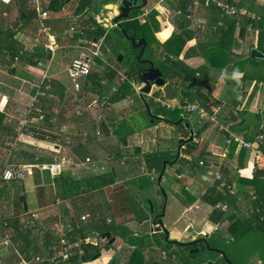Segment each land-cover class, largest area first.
Segmentation results:
<instances>
[{"label":"crops","instance_id":"0c3cea01","mask_svg":"<svg viewBox=\"0 0 264 264\" xmlns=\"http://www.w3.org/2000/svg\"><path fill=\"white\" fill-rule=\"evenodd\" d=\"M97 1L98 0H96V2ZM148 1V5L143 8L141 12L145 14L144 18L146 19L148 13L153 8L159 11L158 19L160 25L157 31H155V36L161 42H164L175 34L182 35V29L179 28L178 24L185 16L182 12L170 8V2H176V0H166V3L163 5V0ZM42 2L45 8L49 0H42ZM78 2L79 0H67L58 11L45 8L48 11V17L45 20L49 29V36H47L39 34V23L36 19V15L25 23L24 18L26 15L22 14V7L18 0H0V29H3L0 33V42H3V37H8L10 32L17 31L14 37L18 40V45L21 46L24 53V57L21 60L17 57L11 64H6L8 59L7 52H0V110L5 113L4 121L15 125L17 130L15 135H10L11 138L17 139V149L13 150L9 162L12 164H28L33 167L32 172L26 174L24 178L9 180L0 185V203L5 202V211H0V216L17 211V218L19 220L21 217L30 218L28 215L29 211H35L38 214L37 219H33L34 224L31 228H23L19 221V230L21 229L25 232L29 230L28 237L30 245L28 246V244H26L22 236L21 238L24 240L22 244V246H24L23 249L30 252V254L42 253L43 245L57 243V235L49 228L55 220H64L69 230L73 231L83 214H86L89 219L87 218V221L81 223L79 227L91 229L90 231L87 230L86 239H92L89 242L93 244H101L103 242L110 243L109 238L102 237V234L106 231L103 233L100 231L104 229L102 225H108L110 222L108 218L111 220L113 218L110 206L113 193L110 195V192H108L104 200L100 199L104 203L103 206L107 211V216L99 220L96 219V215L99 214L97 210L99 209L95 207H100L98 200L101 196H97V194L103 191H109V189H111V191L121 190L122 187L128 191V194L124 197L126 205L135 209V211H132L134 213L131 212L132 214L124 218V224H126L129 229L126 234V239H124L116 249H110L108 247L102 248L99 257L96 259L91 258L88 261L83 260L82 264H88L89 262H92L91 264H126L131 251L137 244L141 243V237L146 233L149 234L148 243H146L144 248L146 264H180L179 261L173 263L161 257V251L164 249L161 248L159 242L166 239L165 234L164 236L154 234L157 231H155L151 220L147 219V217L152 218L154 215H159L162 211V208L160 211L161 203L158 199L161 197L155 190L157 185L154 184L145 189V191L152 193L144 198V201L148 204L147 207L146 204L143 205L144 201L137 197L139 191L142 190L128 183L130 179L135 177L130 174L133 173L134 168H140L141 174L146 173L147 170L143 153L157 149L168 151L177 149L180 139L189 137L190 127L186 124L190 123L195 132L193 141L198 145L197 149L190 154H183V148L185 146V143H183L181 154L185 156L187 161H185V164H181L177 161L174 166L168 165L165 170L167 174L164 175V172L162 176V183L165 185L170 183V177H180V182H172L169 185V192L172 194L173 198L179 200L182 204L183 211L181 213V218L183 217V219H185L183 222L172 221L168 219L167 213L164 212L162 221L169 231L168 240L172 239L177 242L193 241L200 234L209 235L212 233L205 231V228L212 226L217 229L227 224V222L219 224L211 221L209 217L214 206L201 199V195L206 192L208 187L219 184V181L215 179L216 174H220L224 180L234 185L236 192L233 195L236 196V213L239 212L242 206L245 205L249 209L253 200L264 197V175L256 174L257 170H264V152L257 151L255 147H240L233 140L229 143L226 142L228 138L226 129L233 131L238 137L253 142H255L256 136L259 133L264 135V119H261L258 130L255 132V135L252 136V133L255 131L253 121L258 117V113L264 105V81H257L256 78L251 80L247 79L246 81L234 80V78H240L247 68L255 70L254 73H251L255 77L260 75V70L264 72V63L260 62L262 60L258 62L250 59L253 58L250 57L251 48L257 47V37H240V28L238 29V37H235L234 30L231 39L226 40L224 44V46L228 48V60L230 62L243 60L244 62L240 63L238 67H234V69L230 67L229 70H226L225 66L218 68L215 66L216 64L213 65L212 59L211 61L208 60V56L212 54V51L205 50L198 45V43L203 40L211 38L206 37V34H208L207 32L204 35L202 32L198 31V34H194L193 37L183 34L181 37L182 40H178L180 44H183L178 56L188 66L193 68L201 65L209 66L208 74L203 82L201 81V83L197 85L182 79L177 80V83H174L170 78H168V81L179 91L180 95L178 99L198 101L207 108V115L200 118L198 113L193 112L197 115V117L194 118L193 113L185 111L186 114H183L180 111L181 117H179V119L182 120L177 123H175V121L179 119L173 122L163 119L156 124L149 125L121 139L115 131L121 122L126 119L131 120L134 113L128 117H124L125 119L123 118V121L120 119L116 122L114 129L111 128L112 126L106 119H102L106 123V130H109L106 132L101 125L102 120L97 122V124L94 123L92 129L89 130L83 127L82 124L84 119L81 115L72 116L70 113H66L63 108L60 107L59 109L60 103L65 102L68 93L70 95L79 96L80 98L84 97L88 101L94 99V97H91L94 94L97 95L98 98L101 93L105 94V88L102 90L99 88V90L102 91L100 94L99 92L87 91L86 95L83 94L80 96V90L79 93L75 95L73 93L72 84L68 85L54 70L51 72L54 59L58 53H61L59 55L60 59H66L65 65H67L72 58L84 52L81 46L87 44V40L83 37V29L86 27L84 21H86L88 15H86L84 11L78 13L75 11ZM97 3H99V1ZM186 5V10L189 13L188 17L191 20L189 28L198 29L200 31L205 29L208 6L202 3V0H189ZM32 9L35 11L34 5L29 0V7L26 14ZM100 9V12L95 14L96 20L101 22L105 27H115L112 25L113 22H111L112 12L103 9V7H100ZM238 17L239 16L236 17L235 15L224 13L220 22L228 25L233 20L237 21L236 19ZM247 29L248 28H246V31ZM246 40H249V45L243 48ZM238 45H240V49L236 48ZM7 47L6 45V49ZM52 49H55L53 59H51ZM187 49H190L191 54L184 57V53ZM50 59L51 62L49 61ZM35 61H37L36 64L33 63ZM39 61H43L44 63L50 62V64L48 67L40 66L38 65ZM243 63L246 65H241ZM19 65L22 66L21 72L19 73L22 75L21 80L15 79L14 76L16 75V69ZM92 69L97 71L101 76L107 75L108 73V70L104 69L100 61H98V65L93 66ZM44 72H47L49 79L42 82V74ZM87 80L88 76L81 79V87H83L84 82ZM115 82H117V77L110 83L114 84ZM44 83L53 84L51 87L52 91L48 90L50 88L47 87H44V90L42 87ZM141 85L138 88H140ZM189 89L194 90L192 92L193 95H198L196 92L201 91L203 95L207 97L206 102L200 100V97H198L199 99L195 98L192 100L188 98L184 92ZM155 90L152 91L154 93L152 95L164 98L163 92L157 94ZM35 95L37 99L41 98L47 102L44 106L49 108L47 112L50 113V117L48 118L46 116L45 111L44 114L45 121L49 122L50 125L46 122L45 125L48 126V128H58L61 133L59 137L54 134L49 135L40 130L36 131L33 127H29L28 130H21L19 128L20 113H17V111L20 109L23 110L27 104L29 105ZM148 96L153 99V96ZM138 97L145 105L143 94L138 92ZM121 102L122 100H119L105 107L111 109L113 104L115 106ZM159 116L160 115H156L158 118ZM77 124H79L80 128L73 130L72 128L74 126L77 127ZM204 124H207L206 129L198 133L197 129ZM98 126L101 128V134L99 135L96 133V128ZM150 131L155 134L151 141H158L161 143L156 149H146L145 145L142 144L147 141L145 134H148ZM84 132L89 133V137L84 136ZM41 134L45 135L44 138L38 136ZM92 134H95L99 138L100 136L105 138L107 145L105 147L106 149H104L106 150L104 156H98L94 153L95 150L90 142ZM136 137L141 139L136 140L137 143L132 145V142L135 140L131 138ZM66 139H69V141ZM119 140L121 142L124 140L123 144L125 145V149H128L126 150L128 153L123 156L124 160L121 162L122 167L115 169L111 161L114 159L113 156H115V152L120 148V145L119 147L117 146L120 143ZM1 145H5V141L4 144ZM254 145L256 146V143H254ZM136 146L141 147V152L137 153L135 151L137 154H133L131 150H134ZM80 148L89 149L90 155L86 158L80 157L76 151V149L79 150ZM0 149L1 171L4 165L3 163L6 160L5 157H7L4 153L9 149L6 145L5 147L2 146ZM200 152L205 153L201 155ZM120 153H122V151H120ZM111 169L114 171L116 181L109 186L94 191L96 194L94 200L96 201H84L78 204V199L83 196L92 195L94 192L83 193L74 198L63 197L60 185V173L62 171H70L75 178H82L109 172ZM176 169L181 170L180 175L176 173ZM35 175H38L36 176V181L33 180ZM155 175L158 176L159 173ZM29 178H32L30 184L27 183ZM130 187H133V189ZM178 187L180 190H178ZM28 188L32 189L30 198H28L26 194ZM20 195H24L25 198V200L22 201L24 207L23 211H21L19 207ZM191 196L195 198L192 202L189 198ZM57 198L60 199V202L57 201ZM25 202L27 203V208L24 206ZM58 203L62 204L56 209ZM151 205L154 207L153 213H150L148 209H151V207H149ZM201 207H206V209L210 208L209 213L206 216V213L202 212L203 217L201 214L197 218L194 215L199 211L194 210V208L201 209ZM75 209L81 211V215L76 213ZM90 212L93 213L92 216ZM114 219L116 222H120L118 219L123 220V217L118 216ZM199 219L201 223H197ZM84 224L87 225L85 226ZM195 225H197L199 229L197 230L196 227H194V232L191 229L192 226ZM69 232L67 236H71V239H73L71 241L69 239L71 250L73 251L79 244V237L74 239L76 237V232H70V235ZM109 232L111 233V231ZM77 234L79 235V232H77ZM132 236L135 237L133 240L127 238ZM111 237H115L114 241L110 243L113 245L118 236L112 235L111 233ZM36 245L39 248L38 252H36ZM31 249H35V252H32ZM10 252L0 256V264H18L19 258L14 253ZM9 257L12 258L10 259L11 261H8ZM69 262H71V257Z\"/></svg>","mask_w":264,"mask_h":264},{"label":"trees","instance_id":"16d2710c","mask_svg":"<svg viewBox=\"0 0 264 264\" xmlns=\"http://www.w3.org/2000/svg\"><path fill=\"white\" fill-rule=\"evenodd\" d=\"M22 7V14L25 16V23L31 20L35 11L32 9L29 10L28 14H26L29 7V0H18ZM67 0H49L46 7L52 11H58L62 7V5ZM234 4L237 9H242L244 7L249 8L250 10H255L253 5L250 3L248 5L247 2L243 0H227ZM189 0H176V2H170V8L175 11H180L185 16L182 21L178 24L179 28L182 29V35H186L189 37H193L194 34L197 35L198 31L202 32L204 35L206 32V37H211L208 40H203L198 43V45L205 50L212 51V54L208 56V60L211 61L213 65L216 64L218 68H221L226 65V57L228 48L224 46L226 40H230L235 30L236 21L233 20L230 24L226 25L221 23V18L224 14V11L221 7L217 5V3L213 0H202V3L208 6V16L206 20V27L202 31L198 29L189 28L191 25V20L189 19V13L186 10L187 3ZM104 9V8H103ZM100 5L96 2V0H79L75 11L81 12L84 11L88 17L84 23L86 27L83 29V37L89 41H97L104 34V45H103V53L104 55L109 54L112 59V62L120 68V65L124 63L125 59H128V68L125 70V73L129 78L133 80L134 83H141L138 77V70L143 67L140 61L137 59V55L140 51L138 47H133L129 41L124 38L121 30L115 26L113 29L117 30V35L115 38L110 37L109 32L107 31V27H105L101 22H98L95 18V14L100 12ZM141 11V10H140ZM256 11V10H255ZM139 11L135 12V15H138ZM159 11L153 8L147 15V18L144 22H140L137 18L131 20H125L123 22L124 26L129 30L135 29L133 34L135 36H144L147 40V46L145 48L144 54L142 58H148L152 60L157 67L163 72V76L165 78H170L177 83V80L182 79L184 81H190L193 84H199L201 81L205 79L208 74V67L206 65H201L198 67H190L188 66L179 56V52L182 49L183 44L178 42L181 39L182 35L175 34L168 38L166 41L161 42L156 36L155 31L160 25V21L158 19ZM89 23V24H88ZM88 24V25H87ZM253 27L257 33V47L264 51V13L257 12L254 18L247 17L245 20L241 21V27L249 26ZM3 29H0V33ZM184 30V31H183ZM17 32V31H16ZM15 31L9 33L8 37H3V42H0V52H7L8 59L6 64H11L17 57L21 60L24 56L23 50L21 46L18 45V40L14 37ZM151 36L149 37V35ZM182 40V39H181ZM6 45L8 46L6 49ZM191 54L190 49L184 53V57H187ZM119 55H122V59H119ZM252 61L262 60L260 62L264 63V58H250ZM100 61V60H99ZM37 61L33 62L36 64ZM232 65V68L238 67V65L243 60L235 61ZM2 64V63H1ZM1 66V65H0ZM127 66V65H126ZM116 71L113 69H109L107 75H99L97 71L91 70L88 75V80L84 82V85L79 93L80 96L83 94L86 95L87 91L102 92L101 90L107 86V82H112L116 77ZM256 78L257 81H264V76L257 75L256 77L249 73V68L246 69L245 73L240 78H234L236 81H246L247 79ZM49 84L50 91H52V86L50 83L42 84V87H46L45 85ZM51 85V86H50ZM99 88L101 90H99ZM45 90V88H44ZM231 90V89H230ZM134 91L133 85L126 80L125 82L120 83L119 87L114 90L109 96L101 93L99 98L103 100L102 106H107L119 100L125 98L128 94ZM157 94L163 92L161 89L155 90ZM193 89L186 90L184 93L188 98L195 99L200 97V100L206 102L207 97L203 95L201 91L196 92L198 95H193ZM144 96V113L149 117V122H142L139 126H133L132 124H128L127 121H123L119 124V127L116 129L115 133L123 139L127 137L129 134H132L136 131H140L146 128L149 125H153L158 123L159 121L166 119L170 121L178 120L180 115V108L167 109L156 103L151 97L147 95ZM196 96V97H195ZM238 96V95H237ZM243 96V95H241ZM41 97V96H40ZM199 99V98H198ZM38 105L42 106L44 111L46 112V116L49 118L50 113L47 112L49 109L47 106H44L47 103L44 99H37ZM148 106L150 111H148ZM179 111V112H178ZM177 113V114H176ZM186 114V113H183ZM156 115L163 116L164 118H158ZM5 113L0 110V143L4 144L5 139L10 137V135H15L17 130L15 125L10 122H5ZM261 118L256 117L254 122L255 131L252 133V136L255 135V132L258 130ZM130 121V120H129ZM49 124V122L46 121ZM105 121H101V125L106 130ZM50 125V124H49ZM130 127V128H129ZM207 127V124L202 125L198 128V133L203 132ZM7 135V136H6ZM41 138H44V134L38 135ZM252 138V137H251ZM180 144V142H179ZM183 154H190L195 151L198 145L192 140L184 144ZM262 150L264 152V145L262 146ZM77 154L82 158H86L90 155L89 149H76ZM203 155L205 152H200ZM183 154H180L178 158V162L181 164H185L186 158ZM176 156V151H168L164 149H157L153 151H147L143 153L144 163L146 167V173L135 176L130 179L128 183H131L139 190H144L149 188L150 186L157 184L158 174L163 167L164 160H171ZM4 164V163H3ZM167 173L165 172L164 175ZM257 175H264V170H257ZM13 180V179H9ZM7 179L0 178V185L4 182L9 181ZM116 181L115 175L112 171L104 172L100 174H94L82 178H75L70 171H62L60 173V185L61 191L64 198H74L83 193H92L96 190H99L103 187L109 186ZM180 177L174 176L170 177V183L172 182H180ZM184 188V187H183ZM128 194L127 189L121 187V190L113 191L111 206V214L113 216L112 220L108 223L107 227L101 230L111 231L112 235H117L121 233L126 235L128 233V227L124 224V218L135 211L130 206H127L124 200L125 195ZM191 202L195 200L194 197H189ZM201 199L205 202L209 203L212 206H215L218 202H228L229 207L226 211H222L220 209L214 208L212 213L210 214V220L215 223H224L227 222L224 229H217L215 232L206 235L200 234L195 240L194 243H178L172 239H164L159 242L161 248L166 251L173 250L178 253V261L180 264H264V220L261 219L264 214V197L261 199L253 200L250 208L248 209V215L245 217H241L237 215L235 210L236 204V196L231 194L230 192L223 193L218 190L217 185L214 184L206 190L204 194L201 195ZM25 200L24 195H20L19 199V207L20 210L23 211L22 201ZM162 208V203L160 204V211ZM258 208V209H257ZM263 208V209H262ZM17 211H14L11 214L1 215L0 221L1 223L7 222L8 225H12L18 233L25 239L26 244L30 245L29 240V230L26 232L23 230H19V220L17 218ZM123 217V222H116L114 218ZM8 227V226H6ZM5 227V228H6ZM87 230H91L90 228L85 227H77L73 230L75 232H79V244L76 249H74V253L71 256V264H82V257L85 258L84 261H88L95 254L100 252L104 247H112V244L105 242L104 245L93 244L92 242L85 241L87 236ZM70 231V232H73ZM69 232V235H70ZM154 234H158L160 236H164L162 231H157ZM75 237V236H74ZM77 236L74 238L76 239ZM130 240L135 238L127 237ZM149 234H143L141 239V243L137 244L134 249L131 251L130 256L126 262V264H146L144 248L146 243H148ZM70 241L71 236L69 237ZM176 245L178 247V251L172 249V247ZM199 248L198 251L191 252L192 248ZM39 248L36 245V252H38ZM31 251L35 252V249H31ZM222 253L224 255H222ZM171 261L170 259H167ZM172 262V261H171ZM89 262L88 264H91ZM174 263V262H173ZM177 263V262H176ZM37 264V263H36ZM47 264V263H42Z\"/></svg>","mask_w":264,"mask_h":264},{"label":"built area","instance_id":"2783aa9c","mask_svg":"<svg viewBox=\"0 0 264 264\" xmlns=\"http://www.w3.org/2000/svg\"><path fill=\"white\" fill-rule=\"evenodd\" d=\"M31 3L34 5L35 8V15L36 19L39 23V34L47 35L49 36V29L45 23V20L48 17V11L43 7L42 0H30ZM217 3L219 7H221L224 11V13H229L232 15L240 16L241 14H246L247 11L244 9H237L235 5L231 4L227 0H213ZM241 11V12H240ZM145 14H139L137 16L138 20L140 22H144ZM254 17V16H253ZM112 22V21H111ZM113 26H116L114 23H112ZM106 34L101 36V38L97 41L89 42L87 41V44L82 45L81 47L84 49V52L74 58L66 65V72L68 74V77L70 78L72 87H73V93L77 95L79 91L81 90V79L84 77H87L92 67L95 66L98 61L100 60L101 64L103 65L105 70L113 69L116 71V77L117 82H125L128 80L136 89V83L133 82L131 78L127 76L125 71L121 70L120 68L116 67L115 64L109 63L108 60L105 58L103 54V45H104V37ZM49 38V37H48ZM55 49H52V57L53 59ZM51 59L49 60L51 62ZM49 63H44L43 61H39L38 65L40 66H49ZM49 79V76L47 72H44L42 74V82ZM47 88L49 87V84L45 85ZM139 89V88H138ZM140 91V90H139ZM153 92H150L148 95L153 96V99L162 107L167 109H174V108H180L187 112H196L200 116V118H203L207 115V108L199 103L198 101H188L187 99H167L166 97H156ZM37 97L34 96L32 102L25 107V109L22 110L20 113V119H19V128L21 130H28L29 127H33L37 130L43 131L47 134H54L57 137L61 135L60 130L58 128H48V126L45 125V114L44 109L36 103ZM32 128V129H33ZM228 132V138L226 139V142L229 143L232 140L235 141L238 146L240 147H255L257 148V151L262 152V146L264 145V135L258 134L256 136L255 142L243 139L241 137H238L235 135V133L229 129H226ZM96 133L99 135L101 134V128L98 126L96 128ZM84 136L89 137V133L84 132ZM69 141V139H66ZM256 143V146L254 145ZM5 145L8 147V153L6 160L4 162L3 168L0 171V178L3 179H21L24 178V176L30 172H32L33 167L32 165H24V164H12L9 162V158L13 152V150L17 149V139L7 137L5 139ZM215 179L219 181V184L217 185L218 190L225 192H230L231 194H235L236 190L234 188V185L224 180L220 174L215 175ZM57 201L60 202V199L57 198ZM229 207L228 202H218L214 208L220 209L222 211H226ZM28 215L30 218L21 217L19 218L20 224L23 228H31L34 224L33 219L38 217V214L35 211H29ZM87 215L83 214L80 217L79 222L76 224L77 227L80 226L81 223H84L87 221ZM261 219L264 220V214L262 215ZM108 221H111L110 218H108ZM8 226V227H6ZM6 227V228H5ZM50 230L53 231L54 234L57 235V243H49L47 245H43L42 253H32L26 251L23 249L24 246L22 244L24 243V240L21 238L20 233L16 231V229L12 225H8V223L5 221L1 223L0 221V256L7 254L8 252L14 253L18 258L19 262L18 264H31V263H42L47 262V264H60L62 262H65L67 264H71L69 262L70 257L73 253L71 250V243L69 241L68 232L70 231L67 224L64 220L58 219L55 220L51 227L49 226ZM21 230V229H20ZM68 230V231H67ZM161 257L163 259H170L172 262L176 263L178 262V255L177 252L174 251H161Z\"/></svg>","mask_w":264,"mask_h":264},{"label":"rangeland","instance_id":"374dc122","mask_svg":"<svg viewBox=\"0 0 264 264\" xmlns=\"http://www.w3.org/2000/svg\"><path fill=\"white\" fill-rule=\"evenodd\" d=\"M243 1H245V3L247 2L246 5L251 3L256 11L255 10H250L248 8L249 13L241 14L236 19L237 21L235 23V34H234L235 37H238L237 36L238 35V29L241 28V26H242L241 25V21L245 20L249 16V14L254 16L257 12L264 13V0H243ZM102 2L103 1H99V3H98L100 5V7H102V4H103ZM165 3H166V0H163L162 1V5L165 4ZM246 8L247 7L242 8V11L244 9H246ZM140 13H142V12L139 11L138 14H140ZM247 27H248V29L245 32L244 37H257L256 30L253 29V27L251 25H249ZM113 28L114 27H107V31L109 32L110 37L115 38L116 35H117V30H115ZM128 31H130V33H132L130 28H129ZM150 36H151V34L149 35V37ZM248 45H249V40H246L244 42L243 48L248 46ZM236 48L240 49V45H238ZM60 54L61 53H58L57 56L55 57L54 63H53V69H51V72L54 70L55 72H57V75L61 79L65 80L68 85H71V82L69 81L70 79H69L68 74H67V72L65 70L66 59H60V56H59ZM227 54H228V52H227ZM105 58L108 60L109 63L112 62V59L113 60L115 59L114 57H111V55H109V54H106ZM226 60H227L226 61V65H225L226 70H229L230 67H232V65H234V63H237L235 61L234 62H230L228 60V56L226 57ZM127 62H128V59H125L124 63H122L120 65V69L121 70L125 71L128 68L129 64ZM96 65H98V63ZM241 65H246V64L243 63ZM21 67L22 66L19 65L18 68L16 69V75H14V74H12L10 72H8V73L11 74V75H14L15 79L21 80L22 75L19 74L21 72ZM254 72H255V70L249 69V73H254ZM260 74H261V76H264V72L261 71V70H260ZM119 85H120V82H115L114 84H111V83L107 82V86L104 89L105 94L107 96L110 95L114 90H116L119 87ZM140 85H141V83H136V87H139ZM139 90H140V88L136 89L134 87V91L132 93L128 94L124 99H122V102L120 104H116L115 106L113 104L111 109L102 106L103 100L101 98H98V96L95 95V94L92 95V96L90 95L91 97H94V99L91 100V101H88L84 97L80 98L79 96H74L73 94L70 95L68 93V96H67L65 102L60 103L59 109H60V107L63 108L64 111H66V113H70V115H72V116H80L81 115L83 117V119H84V122L82 124L83 127H85L86 129H89V130L92 129V126H93L94 123L97 124V122H100L102 119H106L107 122L112 126L111 128L114 129L116 122H118L120 119H122V121H123L125 119L124 117H128V116H130L133 113H134V115H133L132 119L130 120V122H129V120L128 121L125 120V121H127L129 124H132L133 126H139V125L142 124V122H144V121L145 122H149V120H150L149 117L144 113L143 101L138 97V92L140 93ZM18 112L21 113L22 109L18 110L17 113ZM181 112L185 113V110L182 109ZM193 114H194L193 115L194 118L197 117L196 113H193ZM76 128H80L79 124H77V127L74 126L72 129L74 130ZM145 136L147 138V141L142 143V144L145 145L146 149H156V148H158L160 146V144H161L160 142L151 141L152 137L155 136V134L153 132L150 131V132H148V134L146 133ZM131 139L135 140L134 142H132V145H134V144L137 143L136 140H140L141 138L136 137V138H131ZM90 142L92 143V147L94 148V150H95L94 153L96 155H98V156H104L105 155L106 150H104V149H106L105 147H106L107 143H106V140H105V138L103 136L102 137L100 136V138H99L95 134H92ZM123 142H124V140H123ZM123 142L120 141V143L117 145L118 147L120 145V148H118V150L115 152V154H114L115 156H113L114 159L111 161V163H112V165L114 166L115 169H117L118 167H122V163L121 162L124 160L123 156H124V154L128 153L126 151L128 149H125V145L123 144ZM2 146L5 147V145H1V143H0V148ZM0 151H1V149H0ZM120 151H122V153H120ZM175 151H176V149H175ZM131 152L133 154H137V153H135V148H134V150H131ZM7 153H8V151H6V153H4V154L7 155ZM1 154H2V152H1ZM111 171L114 173L113 169H111ZM140 174H141L140 168L139 169L134 168L133 173H131L130 175L131 176H136V175H140ZM36 176H38V175H35V177H33V180H35V181H36ZM30 180H32V178L28 179V181H27L28 184H30ZM170 184L171 183L165 185V184L162 183V187L164 188V191H165V193L167 195V197L165 198L164 197V193H163V191L161 189V186L157 182V184H156L157 187H155V190L157 191L158 194H160V197H161V198H158V199H159L160 203H162V207H164V212L167 213L168 219H171L172 221L183 222L185 219H183V217L181 218V213L183 211L182 204L179 202V200L173 198L172 194H170V192H169V189H170L169 185ZM130 188L133 189V187H130ZM178 190H180L179 187H178ZM108 192H110L109 193L110 195H111V193H113V191H111V189H109V191L107 190V191H103L102 193L97 194V196H101V197H99V200H98V204L100 205V207L99 206L95 207L96 209H99V210H97V211H99V214L96 215V219L97 220H99L102 217L107 216V211L104 209L105 207L103 206L104 203L100 199L104 200L105 197H106V194ZM26 194L28 195V198H30L31 194H32V189L28 188V191H26ZM150 194H152V193L147 192V191H144V192L143 191H139V193L137 194V197L140 198V200L144 201L145 196H148ZM90 195L86 196V197L83 196L84 198L81 197L80 199H78V204L81 203V202H84V201H91V200H92V202L96 201V200H94V196H96L95 192L91 196ZM4 204H5V202L0 203V211H5ZM60 204H62V203H58L57 204L56 209H58V206L59 207L61 206ZM145 204L148 207V204H147L146 201H144L143 205H145ZM249 206H250V204H249ZM149 207H151V206H149ZM148 209H149V211L151 210L150 208H148ZM247 209H248L247 206H245V205L242 206L241 209H239V212L237 213V215H239L241 217L247 216ZM77 210H76V213H79L81 215V211H79V210L77 211ZM194 210H198L199 211V212H197L196 215H194V216H196L198 218L199 215L202 214V212H205L206 216H207V214L209 213L210 208L206 209V207H201V209L194 208ZM203 210H205V211H203ZM132 213H134V212H132ZM132 213H129L128 215H130ZM90 214L92 216L93 213L90 212ZM202 217H203V214H202ZM118 221H122V220L118 219ZM197 223H201L200 219H199V222L197 221ZM84 225L86 226L87 224H84ZM102 227L106 228L107 225L104 224V225H102ZM194 227H196L197 230L199 229V227L197 225L192 226L191 230H193L194 232H195ZM224 228H225V224H224V226L219 227L217 229H224ZM215 229L216 228H213L211 226V227L205 228V231H209L210 233L211 232L213 233V232H215L217 230V229L216 230ZM95 230H96V227H95ZM200 230H202V229H200ZM75 235L77 237H79L77 232L75 233ZM116 236H118V238H117L116 242L113 243L112 247H110V249L111 248L112 249H116L121 244V242L124 239H126V235H124V233L123 234L118 233ZM89 239H90V237H89ZM91 240L92 239L88 240V239L85 238V241H91ZM103 244H104V242L101 243V245H103ZM104 248H106V247H104ZM172 249L178 251V247L176 245H174L172 247ZM170 251H173V250H170ZM177 255H178V253H177ZM10 259H12V258L9 257L8 261H11ZM60 264H67V263L62 262Z\"/></svg>","mask_w":264,"mask_h":264},{"label":"water","instance_id":"95a60500","mask_svg":"<svg viewBox=\"0 0 264 264\" xmlns=\"http://www.w3.org/2000/svg\"><path fill=\"white\" fill-rule=\"evenodd\" d=\"M98 1H103L102 7L105 10H109L112 12V17L111 21L121 30V32L124 35V38L131 43L133 47H138L140 49L137 59L140 61V63L143 65L138 70V77L141 82V87H140V93L141 94H149L155 89H161L164 93V97L167 99L173 100L179 97L180 93L178 90L175 89L173 84L168 81L167 78L163 76V72L160 70L159 67L155 65V63L148 59V58H142L145 48L147 46V40L144 36H135L133 32L135 29H131L132 33L128 31V29L124 26L123 22L125 20H131L134 18L133 14L137 11L142 10L148 5V0H98ZM246 32V27H241L239 36L244 37ZM250 57L253 58H264V51L260 48L253 47L251 48L250 51ZM119 59H122V55H119ZM148 111H150V108L148 106ZM258 117L261 119H264V105L261 107ZM162 118L163 117H160ZM182 119H179L178 121H175V123L181 121ZM188 127H190V135L187 138H181L180 139V144L176 149V156L173 157L171 160H164L163 161V167L159 172L158 175V184L161 186V189L164 193V197L166 198L167 195L164 191V188L162 187V176L163 173L165 172L166 168L168 165L174 166L178 158L181 154V147L183 143L190 142L194 139V129L191 127L190 123L186 124ZM126 141V139H125ZM135 151L137 153L141 152V147L136 146ZM176 173L180 175L181 170L177 169ZM25 208H27V203H24ZM154 212V207L151 205V210L150 213ZM164 215V207H162V211L159 215H154L152 218L147 217V219L151 220V223L155 229V231H162L165 234V238L168 239L169 236V231L164 225V222L162 221V216ZM103 238H109V242L112 243L115 239V237H111V233L109 231H106L102 234ZM177 242V241H176ZM195 240L189 241L187 243H194ZM178 243H183L185 244L186 242H178ZM199 248H192L191 252L198 251ZM101 252H98L95 254L92 258L96 259L99 257ZM222 255H224L222 253ZM82 260H85L84 257H82Z\"/></svg>","mask_w":264,"mask_h":264},{"label":"flooded vegetation","instance_id":"af4514ba","mask_svg":"<svg viewBox=\"0 0 264 264\" xmlns=\"http://www.w3.org/2000/svg\"><path fill=\"white\" fill-rule=\"evenodd\" d=\"M246 11H247V13H249V10H248L247 8H246ZM256 14H257V13H256ZM256 14H255V16H256ZM133 16H134L133 19L135 20V19L137 18L138 15H135V13H134ZM249 16L252 17V18H254L253 15H250V14H249ZM249 16H248V17H249ZM137 19H138V18H137Z\"/></svg>","mask_w":264,"mask_h":264},{"label":"clouds","instance_id":"9594fccd","mask_svg":"<svg viewBox=\"0 0 264 264\" xmlns=\"http://www.w3.org/2000/svg\"><path fill=\"white\" fill-rule=\"evenodd\" d=\"M144 95V94H143ZM145 95H147L148 96V94H145Z\"/></svg>","mask_w":264,"mask_h":264}]
</instances>
